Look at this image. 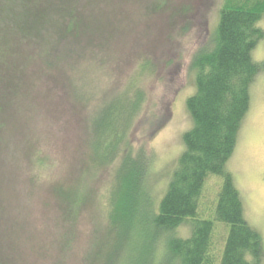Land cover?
Masks as SVG:
<instances>
[{
  "label": "rangeland",
  "instance_id": "obj_1",
  "mask_svg": "<svg viewBox=\"0 0 264 264\" xmlns=\"http://www.w3.org/2000/svg\"><path fill=\"white\" fill-rule=\"evenodd\" d=\"M18 1L25 0H0V70L20 75L16 98L6 109L0 106V251L9 264H150L157 243L169 235L151 219L192 126L186 108L195 92L192 56L216 36L223 0H68L76 17L53 10L51 23L42 28L35 10ZM74 21L58 41L57 31ZM258 26L264 30V15ZM53 56L65 65H45ZM251 56L264 60V38ZM131 81L142 87L146 103L125 140L133 154L142 150L148 156L142 185L150 202L135 190L124 212L121 207L116 214L109 199L120 154L97 167L88 141L94 145L99 138L92 130L103 107L107 122L121 131L114 119L116 98ZM249 94L225 168L264 252V73L255 76ZM221 184L215 176L206 180L202 216L214 210ZM125 215L131 233L120 232ZM224 226H215L214 264L228 232ZM189 233L186 224L173 231L182 238ZM155 261L175 264L176 258L165 246Z\"/></svg>",
  "mask_w": 264,
  "mask_h": 264
},
{
  "label": "trees",
  "instance_id": "obj_2",
  "mask_svg": "<svg viewBox=\"0 0 264 264\" xmlns=\"http://www.w3.org/2000/svg\"><path fill=\"white\" fill-rule=\"evenodd\" d=\"M18 4L23 9L35 10L39 28L51 23L49 16L53 12L68 13L71 18L78 14L77 10L74 16L75 7L68 0H25L24 4L20 1ZM263 15L264 0H223L216 36L210 37L208 43L192 56L195 92L186 101L192 126L183 134V152L151 219L155 228L165 230L169 235L165 242L157 243L150 264H155L165 246L176 258L175 264H214L211 244L215 226L219 223L225 225L228 232L225 233L218 264H264L261 236L245 220L240 194L232 174L225 168L250 105V85L258 73H264V60L254 61L251 56L257 42L264 38V30L258 26ZM75 23L68 22L57 31L58 41L68 35V30L73 29ZM63 61L60 56H53L47 57L44 64L59 68L65 65ZM17 72L5 74L0 70V79L4 81L0 86L3 92L2 96L0 94V106L5 109L9 100L15 99L18 93L20 75L16 77ZM123 86L117 94L119 106L114 118H118L121 131H115L112 123L107 122V107H103L92 130L97 131L99 138L93 132L96 142L93 145L88 141L97 167L110 163L120 154L121 161L113 183L115 191L109 199L115 203L113 213L116 214H120L121 207V213L124 212L132 200L129 194L135 190L142 192L150 202L142 185V176L149 164L148 156L142 150L133 154L125 140L131 122L145 106V96L142 87L133 81ZM104 126L108 127L109 134ZM102 146L106 155L100 160L97 149ZM209 176L220 178L222 184L216 193L214 210L212 207L207 212L209 216L205 217V212L202 213L204 216L200 214V198ZM125 221L126 215L120 220V232L131 233L130 222L126 224ZM115 223L113 220L112 224ZM183 224L190 227L189 235L185 238L175 236L173 231ZM5 258L0 251V264H9Z\"/></svg>",
  "mask_w": 264,
  "mask_h": 264
}]
</instances>
